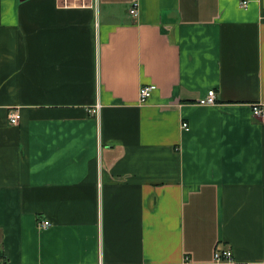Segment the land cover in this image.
Returning <instances> with one entry per match:
<instances>
[{
    "label": "crops",
    "instance_id": "obj_1",
    "mask_svg": "<svg viewBox=\"0 0 264 264\" xmlns=\"http://www.w3.org/2000/svg\"><path fill=\"white\" fill-rule=\"evenodd\" d=\"M240 1L0 0V264H264V0Z\"/></svg>",
    "mask_w": 264,
    "mask_h": 264
},
{
    "label": "built area",
    "instance_id": "obj_2",
    "mask_svg": "<svg viewBox=\"0 0 264 264\" xmlns=\"http://www.w3.org/2000/svg\"><path fill=\"white\" fill-rule=\"evenodd\" d=\"M240 7L246 9L248 7V1L242 0L240 1ZM129 14L131 16H137L138 14V4L137 2H133L129 8ZM156 90V86L154 84L143 85L139 89V102L145 103L152 95V93ZM200 104L204 105H214L216 103V96L213 90L207 92L205 98L199 101ZM98 113V107L92 109V114L96 115ZM252 114L256 118L263 117V109L259 104L252 105ZM20 120L19 110L13 109L10 110L8 113V121L11 125H17ZM183 128H187V122L182 123ZM41 227L49 226V222L42 221L39 223ZM213 261L215 263H233L232 253L229 250H216L213 253Z\"/></svg>",
    "mask_w": 264,
    "mask_h": 264
}]
</instances>
